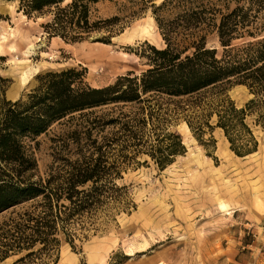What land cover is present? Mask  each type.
<instances>
[{
    "label": "trees",
    "instance_id": "1",
    "mask_svg": "<svg viewBox=\"0 0 264 264\" xmlns=\"http://www.w3.org/2000/svg\"><path fill=\"white\" fill-rule=\"evenodd\" d=\"M91 1L98 0L64 7V0H22V7L29 14L55 6L44 24L51 34L77 41L103 28L108 42L117 17L92 24ZM153 13L165 46L140 53L149 65L144 72L100 88L83 85L74 69L48 72L26 101L7 103L0 122V211L34 203L3 223L0 260L22 254L11 264H46L61 230L72 241L74 224L112 215L127 192L119 181L140 163L138 156L165 169L186 152L181 134L169 128L173 116L182 114L198 136L205 127L222 129L239 156L257 150L254 129L264 131V0H163ZM233 84L249 89L244 106L228 97ZM129 105L136 106L124 111ZM66 117L73 127L66 156L57 153L51 172L34 180L37 161L20 137L41 135Z\"/></svg>",
    "mask_w": 264,
    "mask_h": 264
},
{
    "label": "rangeland",
    "instance_id": "2",
    "mask_svg": "<svg viewBox=\"0 0 264 264\" xmlns=\"http://www.w3.org/2000/svg\"><path fill=\"white\" fill-rule=\"evenodd\" d=\"M162 1L89 2L92 24L117 17L106 42L103 28L84 32L77 41L48 32L44 24L54 17L55 6L27 14L22 0H0V122L7 103L26 101L38 77L48 72L74 69L82 73L83 85L100 88L130 71L147 70L140 53L165 46L153 13ZM227 95L239 107L251 98L243 84L230 86ZM68 121L55 122L41 135L20 137L37 161L34 180L51 172L57 153L66 156L73 128ZM209 121L215 125L216 116ZM169 128L181 134L186 152L165 169L146 154L138 156L140 163L128 166L119 181L127 186L122 205L93 224H74L72 241L61 230V243L45 256L46 264H264V131L255 128L257 150L239 156L220 128L205 127L202 136L195 135L182 114L173 116ZM33 203L0 211V249L3 223Z\"/></svg>",
    "mask_w": 264,
    "mask_h": 264
},
{
    "label": "bare ground",
    "instance_id": "3",
    "mask_svg": "<svg viewBox=\"0 0 264 264\" xmlns=\"http://www.w3.org/2000/svg\"><path fill=\"white\" fill-rule=\"evenodd\" d=\"M30 49H32V47H31ZM25 74H26V73H25ZM25 80H26V78H25Z\"/></svg>",
    "mask_w": 264,
    "mask_h": 264
}]
</instances>
